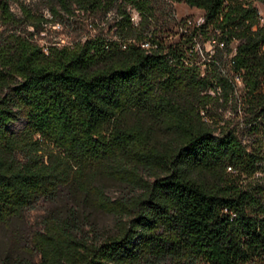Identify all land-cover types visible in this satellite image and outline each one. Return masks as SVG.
I'll return each instance as SVG.
<instances>
[{
    "label": "trees",
    "instance_id": "obj_1",
    "mask_svg": "<svg viewBox=\"0 0 264 264\" xmlns=\"http://www.w3.org/2000/svg\"><path fill=\"white\" fill-rule=\"evenodd\" d=\"M11 1L0 0L2 18H14ZM151 1L55 0L52 11L114 7L117 36L47 52L21 34L0 43V222L70 181L115 215L114 231L94 238L79 235L75 221L50 223L36 236L38 264H264V174H256L264 171V150L247 148L233 128L216 133L199 113L233 91L223 55L236 40L231 69L253 103L249 128L258 118L264 125L258 7L253 0H164L202 9L200 29L224 40L220 60L204 73L183 60L188 34L167 42L150 30ZM144 39L154 46L142 47ZM146 117L164 124L168 138L152 139ZM99 172L138 191L108 198L94 181Z\"/></svg>",
    "mask_w": 264,
    "mask_h": 264
},
{
    "label": "rangeland",
    "instance_id": "obj_2",
    "mask_svg": "<svg viewBox=\"0 0 264 264\" xmlns=\"http://www.w3.org/2000/svg\"><path fill=\"white\" fill-rule=\"evenodd\" d=\"M54 2L55 0H12L10 10L14 13V18L7 19L0 16V43L10 41L13 34H21L39 44L43 52H47L50 46L72 47L85 39L117 36L114 21L118 17L114 7L106 12L84 11L77 8L65 12L55 6L52 11L51 6ZM151 3L155 10L150 21V30L153 29L155 34L163 36L167 42L173 41L178 35L174 24L177 20L183 21L187 18L197 20L203 15L202 9L189 6L184 1H168L165 4L164 0H152ZM253 4L258 7L259 14L264 13V5L260 1L253 0ZM127 8L130 9L128 5ZM28 10L37 21L34 26L29 23L30 17L25 12ZM43 17L47 20H42ZM166 34L169 36L166 37ZM211 34L214 35L212 29L204 30L199 33V37L204 40ZM203 68L204 65L200 64L201 72ZM251 104L253 103L245 95L242 80H236L233 91L225 101L218 95L206 105V108L200 109L203 113H199L204 120L215 126L216 133L220 127L233 128L247 148L259 147L264 150V125H258L262 119L256 120L257 128H249L251 124L248 120L254 117L250 111ZM146 118L152 139L161 142L168 138L169 133L164 124L154 123L151 118ZM20 123L21 121L16 120L13 126H18ZM262 167L264 169V163ZM139 172L147 179L152 178L147 169L140 168ZM256 174L260 176L264 171ZM94 181L101 185L105 195L111 199L126 197L138 191L131 181L109 176L104 172L97 173ZM66 219L70 222L75 221L81 229L77 232L79 235L94 238L114 231L115 215L97 204L89 191L70 181L60 186L52 196L39 197L31 205L20 208L0 222V264H25L27 261L38 264L40 252L35 241L37 234L45 232L50 223H61Z\"/></svg>",
    "mask_w": 264,
    "mask_h": 264
},
{
    "label": "built area",
    "instance_id": "obj_3",
    "mask_svg": "<svg viewBox=\"0 0 264 264\" xmlns=\"http://www.w3.org/2000/svg\"><path fill=\"white\" fill-rule=\"evenodd\" d=\"M130 19L134 25L138 22L139 13L137 10L132 11ZM259 20L260 22H264V13L259 14ZM202 22H203V15L199 16L197 20H192L190 18L183 19V21L177 20L175 22L176 25L175 32H177L178 35L175 39L183 35V33L188 34L186 36L187 41H185L182 48L183 60L188 59L189 61H192L193 65L197 66L198 69L200 64L204 65L203 72L205 73V71L208 70L207 67H209V63L211 62L217 63V60H220L218 57L219 56L218 53H221V46L222 44H224V40L218 38V35L215 33L214 35L211 34L210 37H206L204 40L201 39L199 37V33H201L202 30L200 29L199 26ZM236 42H237L236 40L231 42L230 55L222 54L223 56H225L226 69H227V70H223V73L225 71L232 70L233 80L240 81L242 80L241 74L231 69V63L233 62L231 57L234 55L236 51ZM140 44L142 47L145 48H151L152 46H154V44H151V41L147 39L142 40ZM207 92H209L212 95H215L216 93L220 92V88L217 87L215 89H208ZM200 112L203 113L202 110Z\"/></svg>",
    "mask_w": 264,
    "mask_h": 264
}]
</instances>
